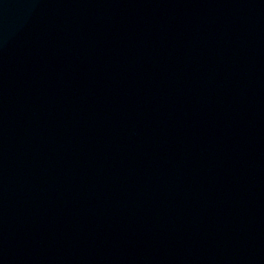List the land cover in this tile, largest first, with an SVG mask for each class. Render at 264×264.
<instances>
[{"label": "water", "instance_id": "95a60500", "mask_svg": "<svg viewBox=\"0 0 264 264\" xmlns=\"http://www.w3.org/2000/svg\"><path fill=\"white\" fill-rule=\"evenodd\" d=\"M0 264H264V0H0Z\"/></svg>", "mask_w": 264, "mask_h": 264}]
</instances>
